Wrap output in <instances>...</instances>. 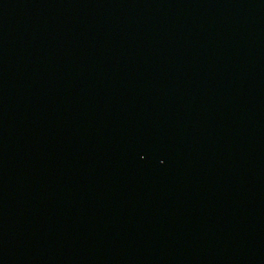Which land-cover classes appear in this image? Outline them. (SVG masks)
Masks as SVG:
<instances>
[{
    "label": "water",
    "instance_id": "95a60500",
    "mask_svg": "<svg viewBox=\"0 0 264 264\" xmlns=\"http://www.w3.org/2000/svg\"><path fill=\"white\" fill-rule=\"evenodd\" d=\"M0 264H264V0H0Z\"/></svg>",
    "mask_w": 264,
    "mask_h": 264
}]
</instances>
